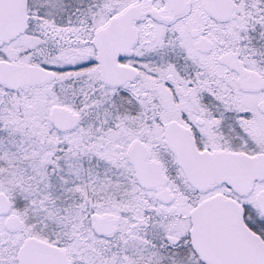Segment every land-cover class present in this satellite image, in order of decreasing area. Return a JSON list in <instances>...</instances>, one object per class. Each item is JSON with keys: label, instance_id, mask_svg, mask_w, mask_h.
I'll list each match as a JSON object with an SVG mask.
<instances>
[{"label": "snow or ice", "instance_id": "snow-or-ice-1", "mask_svg": "<svg viewBox=\"0 0 264 264\" xmlns=\"http://www.w3.org/2000/svg\"><path fill=\"white\" fill-rule=\"evenodd\" d=\"M0 264H264V0H0Z\"/></svg>", "mask_w": 264, "mask_h": 264}]
</instances>
